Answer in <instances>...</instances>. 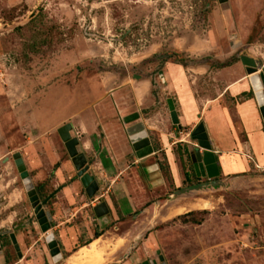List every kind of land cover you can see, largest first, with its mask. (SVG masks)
Listing matches in <instances>:
<instances>
[{
    "label": "rangeland",
    "instance_id": "obj_1",
    "mask_svg": "<svg viewBox=\"0 0 264 264\" xmlns=\"http://www.w3.org/2000/svg\"><path fill=\"white\" fill-rule=\"evenodd\" d=\"M243 55L255 58L264 72V0H0V232L6 231L4 243L10 247L7 233L15 232L25 235L29 247L35 243L40 252L48 248L14 153L23 154L35 186L38 170L31 166L33 157L42 160L46 180L61 170V180L80 181L58 129L72 123L79 149L85 151L82 144L88 138L79 133L86 126L84 116L89 108L106 105L117 125L110 134L99 131L93 147L108 141L120 151L125 148L128 173L115 176V181L107 176L102 182L97 196L111 204L103 224L94 219L98 218L92 204L96 197L79 200L86 204L79 219L88 224L82 226L83 234L102 228L94 238L104 249L105 264L146 260L162 264L161 254L167 264H264L263 170L220 176L221 185L175 196L179 188L167 153L142 157L137 167L127 132L131 125L144 123L143 118H164L168 98L180 99L171 82L177 89L189 86L198 99L217 96L228 84L221 70L235 64L247 68ZM144 82L147 98L143 108L135 109L134 92ZM126 107L132 112H120ZM135 112L140 118L125 122ZM148 136L158 147V134L148 132ZM94 157L90 156L91 163ZM178 157L185 179L182 187L198 183L191 157ZM117 178L124 182L118 185ZM79 186L84 193L83 185ZM19 189L21 201L12 198ZM50 191L39 192L42 201ZM126 197L135 208L128 215L119 209ZM52 202L46 203V210ZM61 252L53 264H71L72 252L62 248Z\"/></svg>",
    "mask_w": 264,
    "mask_h": 264
},
{
    "label": "crops",
    "instance_id": "obj_2",
    "mask_svg": "<svg viewBox=\"0 0 264 264\" xmlns=\"http://www.w3.org/2000/svg\"><path fill=\"white\" fill-rule=\"evenodd\" d=\"M178 66L180 65H174L176 67L175 69ZM221 74L223 75V79L228 81V84H226L225 88L217 96L205 100L196 98L189 86L177 89L174 87V83L171 82L173 89L180 95V99H177L178 101L173 98L180 119L179 124L175 125L172 121L169 106L164 108V118L160 121H157L156 118L158 117L156 115H152L147 119L143 118L147 132L150 134H158L159 136L158 147H155L153 140L150 139L154 150V154H152L156 155L161 151L167 153L168 160L173 165L171 175L177 188L182 187L185 180L181 172V162H177L179 158L178 154L182 157H187L188 155L191 157V153L197 146L198 141L189 136L201 122L204 123L212 144V150L220 168V176L231 178L235 175L264 171V118L249 79L250 75L247 69L241 64L227 67L221 70ZM167 77H169V74H167ZM143 85L145 88H142ZM147 88L148 84L144 82L135 89V104L137 105L135 109L144 107L141 105L146 101ZM183 95L187 96L183 97ZM191 98L192 101L189 102ZM130 110L132 112L131 108L126 107L121 108L120 112L125 114L130 113ZM111 111L106 105L89 108L86 116H84L85 129H79V133H85V136L88 138L82 144L85 150L83 152L87 155L91 173L94 174L100 185L98 192L101 190L102 182L106 179L105 177L110 176L115 181V176H121V173L125 176L128 173L126 169L127 164L125 163V156H127V154L125 155V151H127L125 148L123 151H120L115 148L114 143L109 144L108 141H105L100 148L93 147L95 144L93 137H98L99 131L110 134L108 131L110 132L113 126L117 125L115 120L110 119L112 116L109 115L112 114ZM178 135L181 136L179 137ZM90 150H93L95 153H91ZM134 151L136 153L135 163L139 167V163H142L143 159H140L136 150ZM91 155L96 157L95 162L93 161L94 163H91ZM148 157L149 155L146 156L145 160ZM30 163H32L31 166L36 167V170H38L34 179L37 186L39 185L38 187L36 186L37 190H39L38 192L46 193V191L51 190L47 192L48 194L45 200H47V203L50 200L53 201V206L49 205L53 215L52 231L59 242L60 248L64 252H72L73 254L76 251L74 248L83 246L82 244H85L90 239L94 240L95 232H100V229H102L96 228V231L90 229L87 234H83L82 232L84 230L82 226L88 224L79 223V219L83 217L86 211V204L81 205L79 200L90 197L86 189L81 194L79 190V187H81L79 185L82 184L81 180L70 183L66 180H61L60 170L55 173V178L49 181L46 180L47 173L44 171V164L41 159L33 157ZM153 169L156 170L157 168L153 165ZM187 171H190V169H187ZM121 181L124 182V180H118L117 178L115 183L119 185ZM123 182L122 185L124 187ZM18 191V194H13L12 198L18 197L21 201L24 199L23 191L20 189ZM94 197H96V201H92L94 208L98 204L106 202L111 212V204L105 199H102L100 202L97 194ZM125 199L119 205V209H122L121 211L128 215L133 213L135 208L130 198L126 197ZM16 203L14 202V204ZM63 214H65V219L62 218ZM105 217L94 219L96 223L99 221V223L103 224ZM5 232H0V264H53L54 260L49 248L40 252L39 250L41 249L38 248L41 247H37L35 243L29 247L24 242L25 235H18L14 232L22 253V256H19L11 240L12 232L7 233L11 243L10 247L8 246L9 244L4 243L3 234Z\"/></svg>",
    "mask_w": 264,
    "mask_h": 264
},
{
    "label": "water",
    "instance_id": "obj_3",
    "mask_svg": "<svg viewBox=\"0 0 264 264\" xmlns=\"http://www.w3.org/2000/svg\"><path fill=\"white\" fill-rule=\"evenodd\" d=\"M227 0H220V2H226ZM243 64L247 67L249 72H253L252 69L258 68V62L255 58L243 55L241 57ZM259 82L257 84L252 83L255 95L258 99L260 110L264 118V72L258 76ZM169 110L171 112L172 121L174 124H179L180 119L178 111L176 109V104L173 98H168L167 100ZM140 118L139 112L129 114L125 117V122H133ZM74 126L72 123H67L61 126L58 129V132L65 143V146L68 150L72 162L77 170V175L80 178L83 186L86 189V192L90 198H93L100 189V185L90 171V165L88 163V158L85 152L79 149L80 139L78 136L73 134ZM130 140L133 144L134 150H136L140 158L146 157L153 153V147L151 140L148 136V132L145 129L143 122H138L131 125L127 128ZM192 138L197 140V146L194 151L191 153V160L193 163L194 172L199 178V182L196 184L188 185L179 188L174 195L178 196L188 191L198 190L210 186H218L224 183V180L220 179V168L212 150V144L209 140L208 133L206 131L205 125L203 122L198 124V126L192 132ZM15 164L20 172L21 178L23 180L27 195L30 199L32 207L38 223L44 233H46V242L50 250L51 255L53 256L54 262H57L62 257L61 248L59 242L53 232H50L52 229V220L53 215L50 210L45 209L47 200L42 201L40 194L33 182L31 174L26 165L25 159L21 152H16L13 155ZM208 180L203 182V179ZM97 217L102 218L109 214L110 210L106 202H102L95 206L94 208ZM11 240L14 244L16 251L19 256H22L20 251V246L17 242L14 232L11 233ZM128 256V255H126ZM160 260L162 264H167L164 256L160 255ZM140 264H157L156 261L146 260Z\"/></svg>",
    "mask_w": 264,
    "mask_h": 264
},
{
    "label": "bare ground",
    "instance_id": "obj_4",
    "mask_svg": "<svg viewBox=\"0 0 264 264\" xmlns=\"http://www.w3.org/2000/svg\"><path fill=\"white\" fill-rule=\"evenodd\" d=\"M252 70L253 72L247 70L250 75L249 79L251 83L257 84V82H259L258 76H260L263 71L259 67ZM98 240L99 239H95L92 243L84 245L80 247L78 251L74 252L70 256L71 264H105L107 259L104 249L98 246Z\"/></svg>",
    "mask_w": 264,
    "mask_h": 264
},
{
    "label": "trees",
    "instance_id": "obj_5",
    "mask_svg": "<svg viewBox=\"0 0 264 264\" xmlns=\"http://www.w3.org/2000/svg\"><path fill=\"white\" fill-rule=\"evenodd\" d=\"M97 237H99V236H97Z\"/></svg>",
    "mask_w": 264,
    "mask_h": 264
},
{
    "label": "flooded vegetation",
    "instance_id": "obj_6",
    "mask_svg": "<svg viewBox=\"0 0 264 264\" xmlns=\"http://www.w3.org/2000/svg\"><path fill=\"white\" fill-rule=\"evenodd\" d=\"M199 179V178H198Z\"/></svg>",
    "mask_w": 264,
    "mask_h": 264
}]
</instances>
